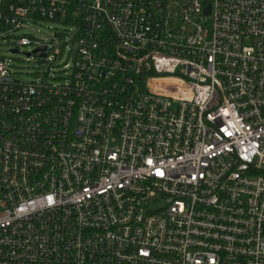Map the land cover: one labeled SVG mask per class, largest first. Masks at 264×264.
Wrapping results in <instances>:
<instances>
[{
    "label": "built area",
    "instance_id": "1",
    "mask_svg": "<svg viewBox=\"0 0 264 264\" xmlns=\"http://www.w3.org/2000/svg\"><path fill=\"white\" fill-rule=\"evenodd\" d=\"M42 21L72 63L0 58V264H264V0H0V45L52 60Z\"/></svg>",
    "mask_w": 264,
    "mask_h": 264
},
{
    "label": "rangeland",
    "instance_id": "2",
    "mask_svg": "<svg viewBox=\"0 0 264 264\" xmlns=\"http://www.w3.org/2000/svg\"><path fill=\"white\" fill-rule=\"evenodd\" d=\"M29 28V29H28ZM28 28L22 30L23 35L31 38L37 37L40 40L47 41L49 45L50 57H41L38 53L27 56V54L34 51L33 47H22L19 52L12 54L9 46L0 45V58H7L10 61L11 69L15 73V77L23 82L35 81L38 78L44 79L48 82L60 83L61 76L64 74L66 65H71L72 60L68 57V50H73L74 46L69 43V35L66 31L71 30L67 25L51 21H42L39 23H29ZM56 35L57 37H53ZM67 44L68 49L60 58L54 53L51 48L57 46L58 48Z\"/></svg>",
    "mask_w": 264,
    "mask_h": 264
},
{
    "label": "water",
    "instance_id": "3",
    "mask_svg": "<svg viewBox=\"0 0 264 264\" xmlns=\"http://www.w3.org/2000/svg\"><path fill=\"white\" fill-rule=\"evenodd\" d=\"M39 51H41L42 52V54L40 55L41 57H45V47H43V48H41L40 50H34L33 52H32V54H37ZM30 52L27 54V56H31L32 55Z\"/></svg>",
    "mask_w": 264,
    "mask_h": 264
}]
</instances>
